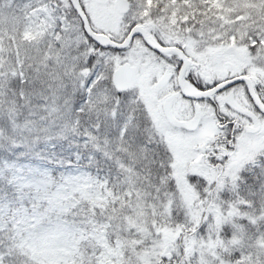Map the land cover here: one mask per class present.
<instances>
[{"label":"snow or ice","instance_id":"1","mask_svg":"<svg viewBox=\"0 0 264 264\" xmlns=\"http://www.w3.org/2000/svg\"><path fill=\"white\" fill-rule=\"evenodd\" d=\"M0 264H264V0H0Z\"/></svg>","mask_w":264,"mask_h":264}]
</instances>
